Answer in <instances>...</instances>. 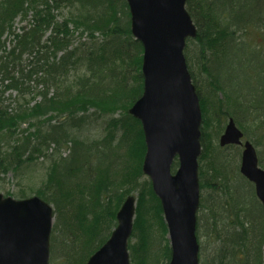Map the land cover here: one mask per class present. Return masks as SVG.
Wrapping results in <instances>:
<instances>
[{
  "label": "trees",
  "instance_id": "16d2710c",
  "mask_svg": "<svg viewBox=\"0 0 264 264\" xmlns=\"http://www.w3.org/2000/svg\"><path fill=\"white\" fill-rule=\"evenodd\" d=\"M67 6L79 18L60 19ZM17 19L26 26L16 29ZM142 55L126 0H0V178L49 165L34 195L54 208L51 251L68 264L87 263L133 193L131 264L171 259L161 203L142 172V126L128 112L143 93ZM93 119L104 134L90 141Z\"/></svg>",
  "mask_w": 264,
  "mask_h": 264
},
{
  "label": "water",
  "instance_id": "95a60500",
  "mask_svg": "<svg viewBox=\"0 0 264 264\" xmlns=\"http://www.w3.org/2000/svg\"><path fill=\"white\" fill-rule=\"evenodd\" d=\"M127 3L132 34L144 48L143 94L129 110L144 132L142 170L161 201L170 240L169 264H199L196 226L202 112L184 55L186 40L196 36V28L185 9L186 0ZM242 137L231 121L220 144L241 145ZM175 159L179 168L172 174ZM241 173L255 183L264 204V171L249 142L244 146ZM135 214L136 198L129 196L110 239L87 264H131L128 245ZM53 221L52 206L41 198L15 200L0 194V264H49Z\"/></svg>",
  "mask_w": 264,
  "mask_h": 264
},
{
  "label": "rangeland",
  "instance_id": "374dc122",
  "mask_svg": "<svg viewBox=\"0 0 264 264\" xmlns=\"http://www.w3.org/2000/svg\"><path fill=\"white\" fill-rule=\"evenodd\" d=\"M185 7L197 33L187 39L184 55L202 111L196 230L200 264H264V204L255 183L240 171L242 148L220 145L232 119L256 149L264 171V0H186ZM78 11L67 6L59 12L60 19L79 18ZM26 24L17 19L15 28ZM103 134L102 121L93 119L83 137L93 141ZM48 166L38 163L22 176H2L0 194L35 196ZM58 255L51 251L49 264H68Z\"/></svg>",
  "mask_w": 264,
  "mask_h": 264
}]
</instances>
